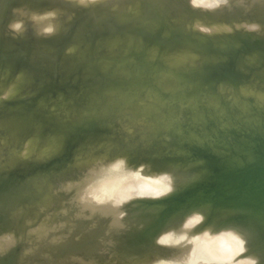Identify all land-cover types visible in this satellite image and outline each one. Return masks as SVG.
Instances as JSON below:
<instances>
[{
    "label": "rangeland",
    "instance_id": "374dc122",
    "mask_svg": "<svg viewBox=\"0 0 264 264\" xmlns=\"http://www.w3.org/2000/svg\"><path fill=\"white\" fill-rule=\"evenodd\" d=\"M66 1L70 2V6L64 5L61 0H0V125L4 121L13 120L17 123L13 130L19 132L15 137H7L0 128V264H30L27 263L28 260L33 262L32 264H126L125 255L127 259L138 261L136 264H192L194 251L199 249V245L188 244L186 240L187 243L183 240L185 246L181 241L173 245L169 243L167 246L168 243L165 245L166 243L159 242L158 236L162 234L160 233L162 230H168V225L169 228H173L174 225L178 227L181 220L186 218V213H189L188 210L193 209L191 204L197 206L201 201L207 200L211 201L210 206V202L200 204H208V207L205 205L201 208L200 205L196 208L194 205L196 210H203L200 218L203 220L200 224L198 222L194 224L195 227L199 225L197 229L199 227L200 229L192 227L197 230L196 233L205 230L209 232L208 238L219 239L226 228L237 226L235 229L246 233L245 237L243 236L246 242L243 240V244L244 246L247 244V247L244 251L242 248L230 249L234 250L233 252L230 250L228 252L227 248V253H233L235 264H241L246 259H251L252 256H257L255 264H264V231L246 222L251 218L253 222L257 217L258 222L261 223H258V226L264 227L263 208L242 207L234 201L210 196L208 192L203 193L204 190H208L204 182L208 183L210 178L207 180L208 178L204 177L202 183L192 184L193 187L199 185L200 188L188 196L184 192L193 182L184 186L180 181L192 176L200 168L203 172L208 170L205 173L206 176L212 175L216 171L223 170L224 167L237 163V158L241 160L242 157L248 156L251 137L258 131L264 133V119L258 118L255 123L252 121L227 129L222 128L220 132L219 129L212 130L202 138L204 141L196 139L177 143L171 141L172 128L186 126L193 118L194 104L190 93L195 84L200 85L198 98L201 104L214 113L226 109L231 114H235L242 105L264 108V40L260 37V35L264 36V0H232L233 2L231 0L221 2L216 0H97L93 3L89 1L82 10L75 7L81 0ZM111 8L115 11H110ZM21 10H24L26 14L20 17L18 15ZM53 10L61 11L51 16L49 12ZM41 19L44 21L50 19L49 22H53L48 26L43 25L44 30H42L39 27L42 25ZM218 23H224L223 25L228 27L216 29L205 27ZM92 101H95L96 110L91 106ZM20 107L28 110V116L22 117L24 110ZM9 113L12 117V113L16 115L12 118ZM106 115H108V120L106 118L104 122L107 128L102 133L94 134L95 131H102L97 121ZM81 123L85 124L87 130L78 136L73 153L66 152L61 156L42 159L45 156L56 154L53 142L62 139L72 128L78 125L80 127ZM126 132L128 136L118 139L119 135ZM218 134L219 136L222 134L220 138ZM223 135L227 138L226 141L223 140ZM108 137L113 139L110 140ZM94 140L97 145H94L96 143ZM188 141L192 143L191 146ZM98 142L102 144L99 145ZM86 143H89L91 148ZM212 144L216 148L222 144L224 147L214 152ZM80 149L83 158L81 153L78 155ZM74 156L80 160L77 159V161ZM89 157L91 160L93 158L98 161L89 162V165L86 163ZM107 162L115 169L125 165V168L127 166L136 173L138 170L139 173L144 170L140 176L142 173L144 176L146 174V181L150 179L148 177H151L144 173L147 172V167L148 171H156L155 176L159 171V174L164 175L165 172L161 170L170 167L172 172L166 171L165 175L173 177L172 180L171 177L169 179L177 188L176 190L174 188L171 194L168 193L169 195L158 196L160 197L158 199L154 197L155 200L138 195L132 196L133 198H121L118 200L119 203L111 208L112 210L105 212L103 207L111 201L108 200L109 197L112 198L111 196L107 199H100L103 202L107 201L106 204L101 201H99L100 204L97 201L91 202L87 197L90 195V187H94L92 183L97 182L98 176L95 175L98 174L97 170L99 169V175H101ZM76 165L79 167L77 168ZM71 169H76V171L69 174ZM59 171L63 175H68L60 178L58 177ZM151 171L148 174L153 173ZM38 174L46 178L41 179L43 182L36 179L42 182L41 185L33 178ZM215 174L214 177L217 176ZM155 176L153 180L157 185L159 180L156 179L161 175ZM159 179L161 180V177ZM58 181L62 183L61 190H66L67 195L71 197L76 193L74 199L80 200L76 202L73 197L71 198V202H75L77 206L73 215H70L71 217H68V207L65 206L64 200L61 197L60 199L52 189L51 185ZM194 181L198 180L194 179ZM150 182L149 185L155 186ZM161 183L163 182L159 184ZM45 185L49 188L43 187ZM44 188L48 189L49 193L42 194ZM178 190L179 192L183 190L182 194L187 197L186 200L190 199L191 207H188L189 204L187 207L184 206L187 203H183L184 201L181 203L180 197L177 198ZM81 191L85 194L80 195ZM179 195L183 196L181 193ZM173 198L175 201L178 199L179 202H176L180 204L175 203L181 206L180 208L183 204L181 213L172 202ZM44 200H47L46 206V202L43 203ZM21 201L25 207L21 206ZM25 202L28 203L25 204ZM217 202V206H220V202L229 203L230 205L227 206L230 207L231 204L233 206L237 204L238 207H236L243 210L240 214L236 213L242 215V221L233 212L210 210L213 203V209L217 208L215 206ZM39 204L42 207L44 205V208L39 209V206L37 207ZM88 204L89 208L86 206ZM119 204H122V207ZM171 205L176 207V209L173 207L175 214L179 212L182 216L184 215V218L179 215L167 221L174 215ZM165 206L172 210H168ZM94 207L101 208V212L103 208L104 212L101 214ZM152 207L153 210L155 208L160 211L155 212L154 210V213ZM185 208L186 212L183 214L182 211ZM16 209L17 214L15 215L13 212ZM93 209L97 212L95 213ZM195 209L193 211H196ZM162 210L169 213L165 214V218L163 214V219L160 217ZM97 213L99 214L96 216ZM109 213L112 214L111 217ZM156 213L159 214V221L155 217L158 216ZM10 214L16 217L15 221ZM233 214L236 218L232 216ZM101 215L109 217L111 221L108 220V223L111 224L97 223L92 226L94 223L88 219L82 220L85 216L96 218ZM74 216L76 220H73ZM55 217L60 225L65 222L68 225L59 227L57 222L54 223L56 219L53 222ZM41 220L44 221L43 224H40ZM255 221L257 222L256 219ZM45 222L48 225L53 222L51 225L57 224V227L55 225L50 228L51 225L48 226ZM112 222L113 225L116 224L113 226ZM109 225L113 226H110V231L108 230ZM113 228L116 233H112ZM39 229H43V232L39 233ZM44 229H47V232ZM116 229L118 231L122 229L121 234L117 233ZM50 230L55 232L52 234ZM73 234L77 236L86 234L88 237L82 241L68 240L59 243L62 235L74 236ZM27 235L32 240L39 237L41 240L46 238L49 243L34 246L24 239ZM28 236L27 240H31ZM180 244H182L181 248ZM214 244L219 246L223 242ZM160 246L163 247L162 250ZM217 253L219 254V251ZM222 253L220 254L223 255L222 259L229 255L224 256ZM232 253L228 258L233 257ZM95 256L99 257L96 259ZM226 261H228L227 258Z\"/></svg>",
    "mask_w": 264,
    "mask_h": 264
},
{
    "label": "bare ground",
    "instance_id": "6f19581e",
    "mask_svg": "<svg viewBox=\"0 0 264 264\" xmlns=\"http://www.w3.org/2000/svg\"><path fill=\"white\" fill-rule=\"evenodd\" d=\"M89 1L93 3V2H95V1H97V0H81V2H79V4H76V6H77V5H80V6H82V7L87 6ZM214 1H215V0H214ZM216 1L221 2V1H225V0H216ZM229 1H230V0H229ZM193 2H194V1H193ZM226 2H228V1H226ZM231 2H233V1L231 0ZM195 3H196V2H195ZM248 6H249V5H248ZM59 11H61V10H53V11L49 12V14L51 13V16H52L53 13H55V12L58 13ZM60 13H62V12H60ZM49 20H50V19H49ZM49 20H45V21H44V19H41L40 22H41L42 25H39V27H40L42 30H44V26H43V25L48 26L49 24H51V22H53V21H50V22H49ZM40 22H39V23H40ZM42 22H43V23H42ZM56 22H58V21L56 20ZM223 24H224V23H221V24L218 23V24H212V25L210 24L209 26H205V27H206L207 29H210V28H211V29H212V28H213V29H214V28L216 29V28H220V27H222V28H227V27H228V26H225V25H223ZM241 24H242V23H241ZM239 25H240V24H239ZM252 26H254V24H253ZM250 27H251V26H249V28H250ZM252 28H253V27H252ZM255 28H256V27H255ZM257 28H258V27H257ZM253 30H254V28H253ZM260 34H261V33H260ZM20 108H22V107H20ZM20 108H19V110L21 111ZM22 110H25V109L22 108ZM8 111H9V110H8ZM12 111H13V110H12ZM17 111H18V110H17ZM17 111H14V112H17ZM5 112H6V111H5ZM9 114H10V113H9ZM9 114H8V115H9ZM12 115H13V117H14V115H16V114H15V113H12ZM18 115H19V114H18ZM9 116H11V114H10ZM11 117H12V116H11ZM11 117H10V118H11ZM13 117H12V118H13ZM12 118H11V119H12ZM19 119H20V117H19ZM21 119H22V118H21ZM4 120H5V119H4ZM7 120H8V119H7ZM12 121H13V120H12ZM10 122H11V120H9V121H7V122L4 121L3 123H1L0 128L2 129L4 136H7V137H13V136H14V137H15V136H17V134H19V132H18L17 130H13V128L11 127V123H12V122H11V123H10ZM13 122H14V121H13ZM253 122L255 123V121H253ZM259 124H260V123H259ZM121 125H122V124H121ZM253 125H254V124H253ZM263 125H264V124H263ZM78 126H79V125H78ZM125 126H126V125H125ZM249 127H250V126H249ZM249 127H248V128H249ZM111 128H112V127H111ZM1 129H0V130H1ZM109 129H110V127H109ZM251 129H252V127H251ZM260 129H261V128H260ZM122 130H123V129H122ZM233 130H235V129H233ZM253 130H254V129H253ZM253 130H252V131H253ZM256 130H257V129H256ZM128 132H129V131H128ZM219 132H220V129H219ZM225 132H226V131H225ZM227 132H228V131H227ZM234 132H235V131H234ZM120 133H121V131H120ZM120 133H119V134H120ZM126 133H127V132H126ZM236 133H237V132H236ZM258 133H259V131H258ZM1 134H2V133H1ZM115 134H116V133H115ZM214 134H216V133H214ZM223 134H224V133H223ZM66 135H68V134H66ZM66 135H65V137H66ZM72 135H73V134H69V135H68V139H70V138L72 137ZM80 135H81V134H80ZM112 135H114V134L112 133ZM221 135H222V134H221ZM221 135H220V136H221ZM226 135H227V134H226ZM248 135H249V134H248ZM105 136H106V135H105ZM115 136H116V135H115ZM125 136H126V135H125ZM127 136H128V135H127ZM129 136H130V135H129ZM218 136H219V134H218ZM220 136H219V138H220ZM229 136H230V135H229ZM229 136H227V137H229ZM242 136H243V135H242ZM111 137H113V136H111ZM121 137H122V136H121ZM204 137H205V136H204ZM211 137H212V135H211ZM223 137H224V135H223ZM66 138H67V137H66ZM103 138H104V137H103ZM108 138H109V137H108ZM217 138H218V137H217ZM221 138H222V137H221ZM109 139L111 140V139H113V138H109ZM109 139H108V140H109ZM116 139H117V137L115 138V140H116ZM118 139H120V138H118ZM224 139H225V141H226L227 138L224 137L223 140H224ZM236 139H238V138H236ZM95 140H96V139H95ZM95 140H94V142H96ZM102 140H103V139H102ZM106 140H107V139H106ZM106 140H105V141H106ZM191 140H193V139H191ZM202 140H203V139H202ZM202 140H201V141H202ZM211 140H213V139H211ZM118 141H119V140H118ZM203 141H204V140H203ZM219 141H220V140H219ZM243 141H244V140H243ZM91 142H92V141H91ZM94 142H93V143H94ZM100 142H101V141H100ZM113 142H115V141H113ZM116 142H117V140H116ZM185 142H186V141H185ZM188 142H189V141H188ZM191 142H193V141H191ZM195 142H196V141H195ZM198 142H199V141H198ZM213 142H214V141H213ZM237 142H238V141H237ZM89 143H90V142H89ZM89 143H88V144H89ZM247 143H248V142H247ZM53 144H54L55 147H56V149H55V151H54L55 153L61 152V149L64 147V146H63V143H62V139H60L59 141H58V140H57V141H54ZM81 144H82V143H81ZM88 144L86 143V145H88ZM98 144L101 145L102 143L100 144V143L98 142ZM109 144H110V143H109ZM113 144H114V143H113ZM182 144H183V143H182ZM184 144H185V143H184ZM191 144H192V143L189 142V146H191ZM214 144H216V143H214ZM223 144H224V142H223ZM223 144H222V146L224 147ZM15 145H16V144H15ZM51 145H52V144H51ZM54 145H53V146H54ZM94 145H97V142H96ZM94 145H93V146H94ZM104 145H105V144H104ZM186 145H187V144H186ZM201 145L204 146V144H200V146H201ZM205 145H206V144H205ZM210 145H211V143L209 144V147H210ZM219 145H220V144H219ZM219 145H218V146H219ZM227 145H228V143H227ZM32 146H33V145H32ZM82 146H84V145L82 144ZM127 146H130V145H127ZM127 146H126V147H127ZM187 146H188V145H187ZM212 146H213V144H212ZM212 146H211V147H212ZM216 146H217V145H216ZM222 146H220V147H222ZM248 146H249V145H248ZM33 147H35V146H33ZM88 147L91 148L89 145H88ZM184 147H185V146H184ZM184 147H183V148H184ZM192 147H193V145H192ZM194 147H195V146H194ZM207 147H208V146H207ZM213 147H214V146H213ZM220 147H219V148H220ZM225 147H226V146H225ZM229 147H230V145H229ZM229 147H228V148H229ZM29 148H30V147H29ZM29 148H28V151H30ZM84 148H85V147H84ZM86 148H87V146H86ZM86 148H85V149H86ZM92 148H93V147H92ZM124 148H125V146H124ZM179 148H180V147H179ZM187 148H188V147H187ZM198 148H199V147H198ZM219 148H218V150H219ZM235 148H237V147H235ZM235 148H234V149H235ZM31 149H32V148H31ZM81 149H82V148H81ZM81 149H80V152H78V155H79V153H81L80 155H81L82 158H83V155H82ZM99 149L102 150L101 148H99ZM125 149H126V148H125ZM164 149H165V148H164ZM192 149H193V148H192ZM194 149H195V148H194ZM202 149H203V148H202ZM206 149H207V148H206ZM223 149H224V148H223ZM225 149H226V148H225ZM232 149H233V148H232ZM239 149H240V148H239ZM17 150H18V149H17ZM25 150H26V149H25ZM100 150H99V151H100ZM129 150H130V149H129ZM132 150H133V149H132ZM159 150H160V149H159ZM189 150H190V149H189ZM209 150H210V149H209ZM235 150H236V149H235ZM235 150H234V151H235ZM26 151H27V150H26ZM50 151H51V150H50ZM50 151H49V152H50ZM87 151H88V148H87ZM87 151H86V152H87ZM97 151H98V150H97ZM103 151H104V150H103ZM164 151H165V150H164ZM232 151H233V150H232ZM248 151H249V150H248ZM52 152H53V150H52ZM76 152H77V151H76ZM83 152H84V151H83ZM88 152H89V151H88ZM92 152H93V151H92ZM94 152H96V150H95ZM113 152H115V151H113ZM193 152H194V151H193ZM210 152H211V151H210ZM224 152H225V151H224ZM238 152H239V150H238ZM101 153H102V152H101ZM199 153H200V152H199ZM199 153H198V155H199ZM218 153H220V152H218ZM222 153H223V152H222ZM222 153H221V154H222ZM225 153H226V152H225ZM243 153H244V152H243ZM245 153H246V152H245ZM15 154H16V153H15ZM26 154H27V153H26ZM85 154H86V153H85ZM87 154H88V153H87ZM94 154H95V153H94ZM109 154H110V153H109ZM112 154H113V153H112ZM194 154H196V153H194ZM210 154H211V153H210ZM229 154H230V153H229ZM241 154H242V152H241ZM48 155H49V154H48ZM53 155H54V154H53ZM78 155H77V156H78ZM95 155H96V154H95ZM151 155H152V154H151ZM200 155H201V153H200ZM203 155H204V154H203ZM212 155H213V154H212ZM215 155H216V154H215ZM219 155H220V154H219ZM223 155H224V154H223ZM223 155H222V156H223ZM231 155H232V154H231ZM231 155H230V156H231ZM247 155H248V154H247ZM49 156H50V155H49ZM75 156H76V155H75ZM75 156H74V157H75ZM92 156H93V155H92ZM145 156H146V155H145ZM217 156H218V155H217ZM93 157H94V156H93ZM114 157H115V156H114ZM126 157H127V156H126ZM155 157H156V156H155ZM157 157H158V156H157ZM200 157H201V156H200ZM82 158H81V160H82ZM84 158H85V157H84ZM86 158H88V157H86ZM153 158H154V157H153ZM168 158H169V157H168ZM234 158H235V156H234ZM72 159H73V158H72ZM75 159H76V157H75ZM77 159L80 160V158H78V157H77ZM77 159H76V160H77ZM89 159H90V157H89ZM89 159H88V162H86V163L94 162V161H95V162L98 161V159L95 160V159L92 158V160L90 159V161H89ZM121 159H123V158H121ZM125 159H126V158H125ZM156 159H157V158H156ZM225 159H226V157H225ZM230 159H231V158H230ZM76 160H74V161H76ZM78 160H77V161H78ZM101 160H102V159H101ZM103 160H104V159H103ZM103 160H102V161H103ZM107 160H108V158H107ZM144 160H145V159H144ZM206 160H207V159H206ZM231 160H232V159H231ZM234 160H235V159H234ZM234 160H233V161H234ZM236 160L239 161L240 159L237 158ZM128 161H129V160H128ZM145 161H146V160H145ZM208 161H209V160H208ZM71 162H73V160H72ZM83 162H84V160H83ZM121 162H122V161H121ZM130 162H131V161H130ZM155 162H156V161H155ZM163 162H164V161H163ZM235 162H236V161H235ZM107 163H108V162H107ZM132 163H133V162H132ZM132 163H131V164H132ZM160 163H162V162H160ZM72 164H73V163H72ZM76 164H77V163H76ZM80 164H82V163H80ZM80 164H78V165H80ZM84 164H85V162H84ZM99 164H100V163H99ZM103 164H104V163H103ZM117 164H118V163H117ZM125 164H126V163H125ZM136 164H137V163H136ZM74 165H75V164H74ZM78 165H76L77 168L79 167ZM82 165H83V164H82ZM89 165H90V163H89ZM127 165H128V163H127ZM143 165H144V163H143ZM158 165H159V164H158ZM196 165H197V164H196ZM212 165H213V164H212ZM223 165H225V164L223 163ZM227 165H228V164H227ZM231 165H232V164H231ZM65 166H67V164H66ZM76 166H75V167H76ZM85 166H86V165H85ZM112 166H113V165H112ZM124 166H125V165H123V167H124ZM138 166H139V165H138ZM145 166H147V165H145ZM148 166H149V165H148ZM150 166H151V165H150ZM153 166H154V165H153ZM209 166H210V165H209ZM221 166H222V165H221ZM225 166H226V165H225ZM69 167H70V166H69ZM80 167H81V165H80ZM83 167H84V166H83ZM86 167H87V166H86ZM91 167H92V165H91ZM91 167H90V168H91ZM101 167H104V166H101ZM101 167H100V168H101ZM115 167H116V165H115ZM123 167H120V168H116V169H115L114 166L111 167V165L108 163V164L105 165L104 169L102 170L101 175H99L100 172H99V169H98V170H97L98 172L96 171L98 174H95V175L98 176V179H97V182H96L95 184H94V182L92 183V184L94 185V187H93V186L90 187V195H88V193H87V191H89V189L86 191V193H87L86 195H88L89 197H87L86 195H85V196H86L87 198H89V201L91 200V202H94V203H95V201H97V202L100 204V202H99V201H101L100 199H102V198H103V199H107V197H109V196L112 197V198H110V197L108 198V200L110 199L111 201H108V202L106 201L107 204H106V202H103V200L101 201V202H103V203L106 204L105 207H103L104 205L101 206V207H103V208L105 209V210H104V209L102 208V212H101V210H100L101 208H100V209L97 208L98 206H97V207H94L95 209L97 208V210H99V211L101 212V214H102L104 211L106 212V211H109L111 208H113L117 203H119L118 200L121 199V198H122V199H123V198H128V197L133 198V197H136V195H138V196H140V197H142V198H144V197H145V198H146V197H147V198L150 197L149 199H151V200H152L154 197H155L156 199H158V198L162 197L163 195L166 196L168 193L171 194L170 192H171V191H174V190H173L174 188H175V190H176V188H177V187H175V184L173 183V181H171L173 177L170 176V175H165V174H167L166 171H171V170H170V167H169V168L167 167L169 170L166 169V168H165V170L161 168L162 170H164V171L161 170V172H163V173L165 172V174H164V175H163V174H159V173H160V171H159V173L157 172V176H158V175H161V176H159V177L155 176L156 174H154V173H155L156 171L153 172L154 170H153V171L149 170V171H151V172H153V173H149V174H148L149 171H148V167H147V172H144V173H147L148 176H151V177H152V180H153V179L155 180V178H153V176L157 177L156 180H159V181H158V184L156 185V184H155L156 182H155L154 180H153V181L150 180L151 177H148V178H150V179H148L147 181L150 180V181H151V182L149 181L150 184H151V183H152V184L154 183L155 186H153V185H149V184H148L149 182L146 181V179H147L146 174H145V176H144L143 173H142V174H141L142 176H140V173L143 172L144 170L141 171L140 173L138 172V171H139V170H138V171H137L138 174H137L135 171L131 170V169L128 168L127 166H126V168H125V167L123 168ZM61 168H62V166H61ZM71 168H74V167H71ZM81 168H82V167H81ZM84 168H85V167H84ZM149 168H150V167H149ZM163 168H164V167H163ZM174 168H175V167H174ZM63 169H65V168H63ZM68 169H69V168H68ZM86 169H87V168H86ZM86 169H85V171H86ZM96 169H97V168H96V166H95V170H96ZM145 169H146V168H145ZM151 169H152V168H151ZM200 169H201V168H200ZM200 169H198L199 171L196 170L195 173L192 172V170H191V172L194 173V174H192V176H190V177H186V176H185L186 178L180 177V178H183V179L180 180V181H181V184H183V185L185 186V185H188V184H190L191 182H193V183H191V186H192V184H194V183H195L194 185H196V184H199V182L202 183V180H203L204 177H205L206 179L208 178L207 180H209V178H210V180H211V179H212L211 176L214 177V174H215L216 172H219V171L222 170V169H221V170L215 172V169H214L213 171H214L215 173L212 174V175L210 174V172H207V174L209 173V174L211 175V176L209 175V176H210V177H209L208 175H207V176L205 175L206 171H208V170H206V168H204V169L202 168L203 170H206V171H204V172H203L202 170H200ZM224 169H225V167H224ZM61 170H62V169H61ZM69 170H70V169H69ZM71 170H72V169H71ZM82 170H83V168H82ZM91 170H92V168H91ZM158 170H159V169H158ZM172 170L174 171L173 168H172ZM79 171H80V170H79ZM87 172H88V171H87ZM92 172H93V170H92ZM171 172H172V171H171ZM175 172H176V171H175ZM196 172H197V173H196ZM169 173H170V172H169ZM173 173H174V172H173ZM176 173L178 174V172H176ZM176 173H174V174H176ZM61 174H62V173H61ZM85 174H86V173H85ZM180 174H181V173H180ZM183 174H184V173H183ZM216 174H218V173H216ZM216 174H215V175H216ZM91 175H92V174H91ZM171 175H172V174H171ZM184 175H185V174H184ZM204 175H205V176H204ZM78 176H80V175H78ZM78 176H77V177H78ZM83 176H85V175H83ZM99 176H100V177H99ZM143 176H144V177H143ZM164 176H165V177H164ZM166 176H167V177H166ZM177 176H178V175H177ZM177 176H176V177H177ZM180 176H181V175H180ZM47 177H48V176H47ZM85 177H86V176H85ZM145 177H146V178H145ZM160 177H161V180L163 179L165 182H164L163 180L161 181V180L159 179ZM170 177H171V178H170ZM176 177H175V178H176ZM80 178H81V177H80ZM164 178H166V180H165ZM169 178H170L171 180H170ZM39 179H40V178H39ZM39 179H37V180L39 181ZM77 179H78V178H77ZM77 179H76V180H77ZM86 179H87V178H86ZM192 179H193V180H192ZM194 179H195V180H198V181H194ZM206 179H205V180H206ZM37 180H36V181H37ZM40 180H41V179H40ZM44 180H45V179H44ZM83 180H84V179H83ZM168 180H170V181H168ZM189 180H191V181L189 182ZM207 180H206V181H207ZM210 180H209V181H210ZM38 181H37V182H38ZM41 181H42V180H41ZM87 181H88V180H87ZM94 181H95V180H94ZM167 181L170 182V183H168ZM83 182H84V181H83ZM160 182H163V183L159 184ZM166 182H167V184H166ZM196 182H197V183H196ZM39 183H40V182H39ZM79 183H80V182H79ZM90 183H91V182H90ZM179 183H180V182H179ZM206 183H207V182H204L205 185H206ZM44 184H45V183H44ZM179 185H180V184H179ZM194 185H193V186H194ZM64 186H65V185H64ZM83 186H84V185H83ZM144 186H145V187H144ZM191 186L189 185V187H191ZM193 186H192V187H193ZM198 186H199V185H198ZM43 187H47V186L45 185V186H43ZM72 187H74V186H72ZM181 187H183V186H181ZM47 188H49V187H47ZM47 188H46V189H47ZM91 188H92V190H91ZM186 188H187V187H185V189H186ZM42 189H43V188H42ZM52 189H53V187H52ZM72 189H73V188H72ZM178 189H179V188H178ZM180 189H181V188H180ZM44 190H45V188H44ZM44 190H43V193H42V194H44L45 192H46V193H49V192H47L48 189L45 190V191H44ZM80 190H82V189H80ZM206 190H207V189H206ZM72 191H74V189H73ZM72 191H71V193H73ZM201 191H203V190H201ZM82 192H83V191H81V194H80V195L85 194V192H84V193H82ZM182 192H183V190H182ZM182 192H181V191L179 192V190H178V194H177L178 197H177V196H176V197H177L178 199H179V197H180V199H181V203H182V201H184L183 203H187V204L184 205V206L187 207V205H188L189 203L191 204V202H190V199H189V198L187 199L189 202H187V200H186L187 197H185V195H183ZM204 192H207V191L204 190L203 193H204ZM46 193H45V194H46ZM77 193H78V191H77ZM180 193H181V195H183L184 197H183V196H180V195H179ZM184 193H185V192H184ZM169 194H168V195H169ZM54 195H55V194H54ZM75 195H76V193L74 194V196H75ZM80 195H79V196H80ZM134 195H135V196H134ZM74 196H72V197H73V200L76 199V198L74 199ZM79 196H78V197H79ZM132 196H133V197H132ZM158 196H160V197H158ZM187 196H188V195H187ZM53 197H54V196H53ZM58 197H59V196H58ZM72 197H71V198H72ZM86 197H85V198H86ZM174 197H175V196H174ZM176 197H175V198H176ZM182 197H183V199H182ZM55 198H56V197H55ZM59 198H60V197H59ZM82 198H84V197L82 196ZM137 198H139V197H137ZM155 198H154V200H155ZM168 198H170V197H168ZM171 198H172V196H171ZM171 198H170V199H171ZM60 199H61V198H60ZM178 199H177L176 201H178ZM48 200H50V199H48ZM85 200H86V199H85ZM125 200H126V199H125ZM137 200H138V199H137ZM145 200H146V199H145ZM147 200H148V199H147ZM185 200H186V202H185ZM205 200H206V199H205ZM75 201H76V200H75ZM77 201H80V200L77 199ZM77 201H76V202H77ZM160 201H161V200H160ZM164 201H166V200H164ZM164 201H163V202H164ZM168 201H169V199H168ZM176 201H175L174 198H173L172 202L175 203ZM191 201H192V199H191ZM45 202H46V204H45V206H46V205H47V200H46V201L44 200L43 203H45ZM64 202H65V201H64ZM81 202H82V200H81ZM81 202H78V203H81ZM83 202H84V201H83ZM121 202H122V201H121ZM138 202H139V201H138ZM155 202H156V201H155ZM157 202H158V201H157ZM169 202L171 203V201H169ZM178 202H179V201H178ZM201 202H204V203H209V202H210V203H209V206H210V204H212L210 200H207V201H201ZM201 202H200V203H201ZM213 202H214V201H213ZM18 203H19V202H18ZM22 203H23V202L21 201V202H20L21 206H24V204H22ZM26 203H28V202H25V204H26ZM48 203H49V201H48ZM56 203H57V202H56ZM73 203H75V202H73ZM78 203H77V204H78ZM86 203H88V202H86ZM129 203H130V201H129ZM143 203H144V202H143ZM146 203H147V202H146ZM166 203L169 204L168 202H166ZM176 203H177V202H176ZM176 203H175V205L177 206V209H179V212L181 213V210H183V207H184V206H183V204H182V208H180L181 206L179 207V206L177 205V204H180V203H177V204H176ZM192 203H193V202H192ZM194 203H196V202L194 201ZM198 203H199V202H198ZM200 203L197 205L198 207L201 205L200 207L203 208L202 206H205V205H206V204L204 205V203H202L203 205L200 204ZM220 203H221L222 205L225 204V203L223 204L222 202H220ZM220 203H219V204H220ZM41 204H42V203H41ZM41 204L37 205V207L39 206V209H41V207H42V206H40ZM84 204H85V203H84ZM84 204H83V205H84ZM155 204H156V203H155ZM157 204H158V203H157ZM167 204H166V205H167ZM190 204H189L188 207H191V205H193V207H191V208H193V209H191V211H193V210L195 209L194 207H195L196 205H195V204H191V205H190ZM216 204H218V202L215 203V206H217ZM221 204H220V206H217V208H214V209H219V210H220V209H223L224 207H225V208L230 207V206H227L229 203H228V204H225L226 206L224 205V207H223ZM18 205H19V204H18ZM78 205H79V204H78ZM83 205H82V206H83ZM90 205H91V204H90ZM96 205H97V203H96ZM119 205H120V204H119ZM121 205H122V204H121ZM121 205H120V206H121ZM148 205H149V204H148ZM150 205H151V204H150ZM153 205H154V204H153ZM162 205H163V204H162ZM175 205H174V206L171 205V207L173 208V207H175ZM194 205H195V206H194ZM207 205H208V204H207ZM207 205H206V206H207ZM229 205H230V204H229ZM231 205L233 206V204H231ZM19 206H20V205H19ZM34 206H35V205H34ZM65 206H66V205H65ZM75 206H76V204H75ZM86 206H88V208H89V204L86 205ZM91 206H92V205H91ZM91 206H90V209L93 208V206H92V208H91ZM151 206H152V205H151ZM197 206H196V208H198ZM221 206H222V207H221ZM232 206H231V207H232ZM236 206H237V204H236ZM236 206L234 205L233 207H236ZM239 206H240V205H239ZM24 207H25V206H24ZM52 207H53V205H52ZM59 207H61V206H59ZM67 207H68V206H67ZM76 207H77V206H76ZM80 207H81V205H80ZM99 207H100V206H99ZM121 207H122V206H121ZM121 207H120V208H121ZM154 207L156 208V206H154ZM165 207H166V206H165ZM165 207H164V208H165ZM178 207H179V208H178ZM207 207H208V206H207ZM207 207H204V208H207ZM213 207H214V203H213ZM213 207H211V208H213ZM220 207H221V208H220ZM237 207H238V206H237ZM242 207H243V206H242ZM42 208H44V205H43ZM53 208H55V207H53ZM155 208H154L155 212H156L157 210H159V209L156 210ZM164 208H163V209H164ZM166 208L168 209V206H167ZM166 208H165V209H166ZM169 208H170V207H169ZM209 208H210V207H209ZM14 209H15V208H14ZM22 209H23V208H22ZM26 209H27V208H26ZM59 209H61V208H59ZM63 209L65 210L64 207H63ZM63 209H62V210H63ZM79 209H80V208H79ZM81 209H83V208H81ZM84 209H87V208H84ZM124 209H125V208H124ZM129 209H130V208H129ZM165 209H164V210H165ZM173 209H174V208H173ZM175 209H176V207H175ZM175 209L172 211V214H174V215H175V212H176ZM249 209H250V208H249ZM251 209H252V208H251ZM48 210H49V209H48ZM55 210H57V208H56ZM62 210H58V211L61 212ZM93 210H94V209H93ZM97 210H94L95 213L97 212ZM103 210H104V211H103ZM111 210H112V209H111ZM113 210H114V209H113ZM115 210H116V208H115ZM120 210H123V209H120ZM120 210H118L119 213H120ZM152 210H153V207H152ZM154 210H153V212H154ZM164 210H162V214H161L160 217H162L163 214H164V218L166 217L165 214H167L168 211L165 213V212H163ZM168 210L171 211L172 209L170 208V209H168ZM187 210H188V208H187ZM195 210H196V209H195ZM201 210H202V209H200V210L197 209L196 211H193L192 213H191L190 210H188L189 213H188V214L186 213V216H185L186 218L183 217L184 215H183V216L180 215L181 218H184V219H183L184 221L180 219L181 222L183 221V222H182L183 224L180 222V225H181V226L178 224L179 226L177 227V225H176V227H175V225H174L175 228H174L173 226H171V227H173V228H169V225H168V228H167V226H166L165 228H167L168 230H166V231H165V230H162V231L160 232V233H162V234H161V235L159 234L160 236L157 235V236L159 237L158 239L160 240L159 242L162 241L161 244H162V243H166L165 245H167V243H168L167 246H169V243H170L171 245H173V243H174V244H177L179 241H181L182 244H183V242L186 240V241L188 242V244L193 243L192 245H199V249L194 251V257H193L194 259H193V263H192V264H198V263H200V262H203V263L207 262V263H205V264H235L236 262L234 261L235 259H234V256H233V253H232V252H233L234 250H236L235 248H238V249H239V248H242V251H244V250L246 249V247H247V244H245V246H244V244H243V240L246 242V240L244 239L245 234H246L245 231L235 229V227L237 228V226H233V228L231 227L232 229H231V228H230V229H229V228H226V229L221 233V235H220V238H221V239H220V238H219V239H218V238H208V235H207V234H208L209 232H208V231H205V230H204V231H205L206 233H205L203 230H202L203 233L200 232L201 230L198 231V233H196L197 230L200 229V227H199V229H197V227H198L199 225H197L196 227H195V225L198 224V223L200 224V223H201L200 221L203 220V219H200V218L202 217L201 212H203V210H202V211H201ZM205 210H209V209H205ZM256 210H257V209H256ZM14 211H15V210H14ZM76 211H77V210H76ZM88 211H89V210H88ZM94 211L91 210V212H92L93 214H94ZM99 211H98V212H99ZM118 211H116V212L118 213ZM143 211H144V210H143ZM148 211H149V209H148ZM150 211H151V210H150ZM159 211H160V210H159ZM170 211H169V212H170ZM174 211H175V212H174ZM239 211L241 212V211H243V210H239ZM245 211H246V210H245ZM22 212H23V211H22ZM38 212H39V211H38ZM41 212H42V211H41ZM51 212H52V211H51ZM56 212H57V211H56ZM62 212H63V211H62ZM65 212H66V211H65ZM67 212H68V211H67ZM89 212H90V211H89ZM112 212H113V211H112ZM116 212H114L115 215L117 214ZM138 212H139V211H138ZM155 212H154V213H155ZM179 212H177V213H179ZM184 212H186V208L184 209V211H182L183 214H184ZM250 212H252V210H250ZM250 212H249V213H250ZM263 212H264V211H263ZM13 213H15V215H16V214H17V209H16V211L13 212ZM19 213H20V211H19ZM19 213H18V216L20 215ZM92 213H89V214H91L92 216H94ZM119 213H118V214H119ZM170 213H171V212H170ZM177 213H176V214H177ZM244 213H245V212H244ZM249 213H248V214H249ZM261 213H262V212H261ZM261 213H259V215H260V216H263V215H261ZM42 214H44V213H42ZM50 214H51V213H50ZM64 214H65V213H64ZM84 214H85V213H84ZM98 214H99V213H97L96 216H97ZM118 214H117V216H118ZM156 214H158V213H156ZM168 214H169V213H168ZM168 214H167V215H168ZM234 214H236V213H234ZM234 214L232 215L233 217H235ZM238 214H239V213H238ZM248 214H247V216H248ZM10 215L13 216V214H10ZM108 215H110V217H111L112 214L109 213ZM200 215H201V216H200ZM236 215H237V214H236ZM250 215H251V214H250ZM21 216H22V215H21ZM29 216H30V215H29ZM40 216H41V215H40ZM47 216H48V215H47ZM103 216H104V215H103ZM113 216H114V215H113ZM117 216H116V217H117ZM169 216H170V215H169ZM237 216L240 217V219H241L240 221H242V217H241L242 215H237ZM243 216H244V215H243ZM251 216H252V215H251ZM41 217H42V216H41ZM50 217H51V216H50ZM85 217H86V216H85ZM120 217H121V216H120ZM155 217H156V219H158L159 214H158V216H155ZM238 217H237V218H238ZM11 218L14 219V221H15V218H16V217L14 218V216H13V217H11ZM18 218H19V217H18ZM27 218H28V215H27ZM30 218H31V216H30ZM203 218H204V216H203ZM235 218H236V217H235ZM253 218H254V216H253ZM263 218H264V217H263ZM39 219H40V218H39ZM55 219H56V217L53 219V222H54ZM79 219H80V218H79ZM154 219H155V218H154ZM154 219H153V221H154V223H155V220H154ZM161 219H163V217H162ZM246 219H247V218H246ZM255 219L257 220V222L255 221ZM31 220H32V219H31ZM31 220H30V221H31ZM47 220H48V218H47ZM47 220H45V221L47 222ZM50 220H52V219L50 218ZM59 220H60V219H59ZM165 220H166V219H165ZM238 220H239V218H238ZM243 220H244V219H243ZM248 220H249V219H248ZM11 221H13V220H11ZM38 221H40V220H38ZM41 221H42V223H40V224H43L44 221H43V220H41ZM109 221H111V220H109ZM147 221H148V220H147ZM147 221H146V223H147ZM158 221H159V219H158ZM250 221H252V218H251ZM259 221H260V220H259ZM26 222H28V221H26ZM46 222H45V223H46ZM53 222H50V223L53 224ZM56 222H57V219H56V221H55L54 223H56ZM58 222H59V221H58ZM58 222H57V223H58ZM118 222H119V221H118ZM166 222H167V221H166ZM197 222H198V223H197ZM253 222H254V223L256 222L257 224L259 223L257 217L254 218V221H253ZM13 223H14V222H13ZM21 223H22V221H21ZM37 223H38V222H37ZM37 223H36V224H37ZM47 223H48V222H47ZM47 223H46V224H47ZM65 223H66V224H65ZM65 223H64V224H61V225H62V226H64V225L67 226V225H68L67 222H65ZM68 223H69V221H68ZM79 223H81V222H79ZM120 223H121V221H120ZM176 223H177V222H176ZM195 223H196V224H195ZM11 224H12V223H11ZM16 224H17V223H16ZM36 224H34V225H36ZM46 224H45V225H46ZM48 224H49V223H48ZM48 224H47V225H48ZM51 224H50V225H51ZM108 224H111V223H107V225H108ZM115 224H116V223H114V225H115ZM140 224H141V223H140ZM140 224H139V225H140ZM169 224H170V223H169ZM194 224H195V225H194ZM259 224H261V223H259ZM12 225H14V224H12ZM22 225H23V224H22ZM45 225H43V226L45 227ZM50 225H48V226H50ZM55 225H56V227H57V224H54V225H51L50 228H52V227L55 226ZM59 225H60V224L58 223V226H59ZM61 225H60L59 227H61ZM69 225H70V224H69ZM71 225H73V224L71 223ZM112 225H113V222H112ZM112 225H109L108 230L110 229V226H112ZM114 225H113V226H114ZM121 225H122V224H121ZM131 225H133V224H131ZM143 225H144V224H143ZM170 225H171V224H170ZM172 225H173V223H172ZM193 225H194V226H193ZM65 226H64V227H65ZM113 226H112V227H113ZM129 226H130V225H129ZM129 226H128V228H129ZM250 226H251V225H250ZM259 226H260V225H259ZM259 226L256 227V228H258V229L260 230V227H261V226H260V227H259ZM12 227H13V226H12ZM15 227H16V225H15ZM15 227H14V228H15ZM112 227H111V228H112ZM137 227H138V226H137ZM192 227H193V228H196L197 230L193 229ZM16 228H17V227H16ZM42 228H43V227H42ZM45 228H47V227H45ZM54 228H55V227H54ZM62 228H63V227H62ZM76 228H77V227H76ZM78 228H79V227H78ZM128 228H127V229H128ZM146 228H147V227H146ZM165 228H164V229H165ZM263 228H264V227H263ZM22 229H24V227H23ZM47 229H48V228H47ZM47 229H44V230H46V232H47ZM57 229H58V228H57ZM59 229H60V228H59ZM114 229H115V228L112 229V230H113L112 233H113V232L116 233V231H115ZM151 229H152V228H151ZM153 229H154V228H153ZM29 230H30V229H29ZM31 230H32V229H31ZM36 230H37V229H36ZM39 230H40V229H39ZM74 230H75V229H74ZM116 230H117V229H116ZM16 231H17V230H16ZM20 231H21V230H20ZM32 231H33V230H32ZM41 231L43 232V229L40 230V231H38V232L41 233ZM48 231H49V230H48ZM50 231H51V230H50ZM109 231H110V230H109ZM117 231H118V230H117ZM121 231H122V229H120V231H118L117 233H120V234H121ZM163 231H164V232H163ZM193 231H195V233H194ZM22 232H23V231H22ZM22 232H21V234H22ZM26 232L28 233V231H26ZM29 232H30V231H29ZM33 232H35V230H34ZM33 232H31V233H33ZM46 232H45V233H46ZM52 232H53V230L51 231V233H52ZM54 232H55V231H54ZM54 232H53V233H54ZM158 232H159V231H158ZM45 233H44V234H45ZM51 233H49V235H50ZM53 233H52V234H53ZM77 233H78V232H77ZM148 233H149V232H148ZM25 234H26V233H25ZM37 234H38V233H37ZM120 234H118V235L120 236ZM45 235H46V234H45ZM47 235H48V234H47ZM73 235H74V234H73ZM118 235H116V237H117ZM132 235H133V234H132ZM154 235H155V234H154ZM21 236H22V235H21ZM27 236H28V235H27ZM27 236H26V239H27ZM32 236H33V235H32ZM36 236H37V235H36ZM75 236H76V235H75ZM147 236H148V235H147ZM149 236H150V234H149ZM243 236H244V237H243ZM34 237H35V236H34ZM50 237H51V236H50ZM151 237H152V236H151ZM153 237H156V236H153ZM28 238H29V236H28ZM39 238H40V237H39ZM39 238H38V239H39ZM29 239L32 240V238H29ZM112 239H113V238H112ZM149 239H150V238H149ZM152 239H153V238H151L150 240H152ZM217 239H218V240H217ZM33 240H36V238L33 239ZM113 240H114V239H113ZM183 240H184V241H183ZM46 241H47V240H46ZM120 241H121V240H120ZM156 241H157V240H156ZM186 241H185V243H187ZM190 241H191V242H190ZM192 241H193V242H192ZM218 241H222L223 244H221V245H219V246L217 245L218 247H217L215 244L213 245V243H215V242H217V243H219V244L222 243V242H218ZM117 242H118V241H117ZM117 242H116V244H118ZM121 242H122V241H121ZM151 242H152V241H151ZM181 242H180V243H181ZM245 242H244V243H245ZM154 243H155V242H154ZM154 243H153V244H154ZM157 244H158V241H157ZM182 244H180V248H181ZM188 244H187V245H188ZM242 244H243V245H242ZM163 245H164V244H163ZM165 245H164V246H165ZM183 245H184V244H183ZM185 245H186V244H185ZM185 245H184V246H185ZM111 246H112V245H111ZM111 246H110V247H111ZM161 246H162V245H161ZM161 246H160V248H161ZM215 246H216L217 248L220 247L221 249H220V248L217 249ZM47 247H48V246H47ZM152 247H153V246H152ZM175 247H176V246H175ZM213 247H214V248H213ZM107 248H108V247H107ZM162 248H163V247H162ZM162 248H161V250H162ZM165 248H167V247H165ZM227 248H228V250H227ZM215 249H216L217 251H219V254L217 253V251H216ZM230 249H234V250L232 251V250H230ZM51 250H52V249H51ZM163 250H164V249H163ZM166 250H167V249H166ZM221 250L224 251V253H222ZM226 250H227L228 252L232 251V252H231V253H232L231 256H233V257H232L231 259L228 258V256H230L231 253H227ZM229 250H230V251H229ZM49 251H50V250H49ZM107 251H108V250H107ZM164 251H165V250H164ZM47 252H48V251H47ZM90 252H91V251H90ZM143 252H144V251H143ZM148 252H149V251H148ZM105 253H106V252H105ZM105 253H104V254H105ZM221 253L224 254V256L229 254L227 257H223V259H224V258H225V259L227 258L228 261L225 262V259H224V260L222 259V256H223V255H220ZM108 254H109V253H108ZM48 255H49V254H48ZM163 255H164V254H163ZM163 255H162V256H163ZM219 255H220V257H219ZM68 256H69V255H68ZM101 256H102V254H101ZM108 256H109V255H108ZM112 256H113V255H112ZM112 256H111V257H112ZM53 257H54V256H53ZM98 257H99V256H98ZM98 257H97V258H98ZM103 257H104V255H103ZM41 258H43V256H42ZM95 258H96V256H95ZM97 258H96V259H97ZM124 258L126 259V261H125L126 264H136V263H138V261H133L131 258H128V259H127L126 255H125ZM63 259H64V258H63ZM143 259H144V258H143ZM221 259H222V260H221ZM229 259H230V261H229ZM47 260H48V259H47ZM57 260H58V259H57ZM59 260H60V259H59ZM161 260H162V259H161ZM199 260H200V261H199ZM201 260H202V261H201ZM204 260H207V261H204ZM256 260H257V256H252L251 259H246V260L243 261V263H241V264H255V263H256ZM33 261H34V260H33ZM49 261H50V260H49ZM95 261H96V260H95ZM95 261H94V262H95ZM98 261H99V260H98ZM100 261H101V257H100ZM142 261H143V260H142ZM145 261H146V260H145ZM159 261H160V259H159ZM28 262H29L30 264L33 263V262L31 263V261H28ZM28 262H27V263H28ZM53 262H54V261H53ZM96 262H97V261H96ZM118 262H119V260H118ZM140 262H141V261H140ZM143 262H144V261H143ZM148 262H149V261H148ZM156 262H157V261H156ZM37 263H38V262H37ZM54 263H55V262H54ZM74 263H75V262H74ZM144 263H145V262H144ZM46 264H47V263H46ZM48 264H49V263H48ZM111 264H112V263H111ZM120 264H122V263H120ZM155 264H156V263H155ZM238 264H240V263H238Z\"/></svg>",
    "mask_w": 264,
    "mask_h": 264
},
{
    "label": "water",
    "instance_id": "95a60500",
    "mask_svg": "<svg viewBox=\"0 0 264 264\" xmlns=\"http://www.w3.org/2000/svg\"><path fill=\"white\" fill-rule=\"evenodd\" d=\"M64 5H69L70 2H67L66 0H61ZM78 10L84 9L82 6L77 5L75 6ZM110 11H115L114 8H111ZM25 11L21 10L19 12L18 16L25 15ZM131 15V14H130ZM65 17V16H64ZM260 35V34H259ZM261 39L264 40V36L260 35ZM181 64V63H180ZM182 65V64H181ZM200 91V85L195 84L193 88L191 89L190 95L193 97V104H194V112H193V118L189 122L188 125L180 127L175 126L172 128L171 133V141L173 143H177L179 141L183 142L184 140H202V138L209 133L212 130L215 129H227L231 128L236 125H240L242 123H250L252 121H256L258 118L264 119V108H257L253 105H242L239 107V110L235 114H231L226 109H221L217 113L212 112L208 107H205L201 104L198 95ZM92 108L96 110V104L95 101H92L91 104ZM26 111V113H25ZM28 110H24L22 117L24 115L28 116ZM108 120V115L105 117H102L97 121L101 126V132L95 131L94 134L102 133L107 128L105 124V119ZM106 120V121H107ZM12 122V123H11ZM11 127L15 128L17 126L16 122L11 121ZM17 128V127H16ZM83 130V131H82ZM87 129L85 128V124L81 123L80 127L76 126L72 128L71 131H69L67 134H73L70 139H68V135L62 137V143L63 148L61 149V152H58L54 155L44 157L43 160H47L52 156H58V155H64L66 152H72L75 151V145L77 144L78 136ZM97 132V133H96ZM93 134V133H92ZM128 135V133H124L122 135H119V138H125ZM122 136V137H120ZM251 147L248 156H244L241 158L240 161H238L235 164L229 165L225 169H223L220 173L217 174L213 179H211L207 184L206 187L208 188L207 192L210 196H216L221 197L225 200H231L236 203H239L240 206H250L255 208H263L264 209V133H256L251 137ZM218 148L213 147V151L217 152ZM179 162L184 163L183 161L179 160ZM188 167L189 165L185 163ZM76 171V169H73L69 172V174ZM68 175V174H67ZM66 174H61L59 171L58 177L64 178L67 176ZM34 180L36 179H46L43 175H37L33 176ZM42 180V182H43ZM42 182H37L39 185H41ZM61 182H55L51 186L53 187L54 193L61 197L65 202L64 204L68 206V217L70 215H73L75 212L76 206L74 203L71 202V195H67L66 190H61ZM205 187V186H204ZM200 188V186L196 187H188L185 191V195H192ZM212 211L216 212H233V213H239L240 211L237 207H228L224 209H213L210 208ZM181 214H175L170 219L174 218L175 216H179ZM71 217V216H70ZM89 220L91 223H94L92 226L96 225L97 223H103L107 224L109 217L107 216H98L96 218L94 217H85L82 220ZM95 219V220H94ZM73 220H76V217H73ZM249 224L252 226L257 227L258 224L254 223L250 220H246ZM260 231H264L263 227H260ZM22 237V236H21ZM88 236L85 234L84 236H72V235H62L59 238V243L63 241L68 240H76V241H82L86 239ZM48 238V237H47ZM26 239V238H24ZM51 239V238H49ZM48 239L43 238L36 239V240H27L30 244H34V246H37L39 244H47L49 243L46 241ZM54 242V241H51ZM58 244V243H57ZM29 261V260H28ZM27 261V262H28Z\"/></svg>",
    "mask_w": 264,
    "mask_h": 264
}]
</instances>
